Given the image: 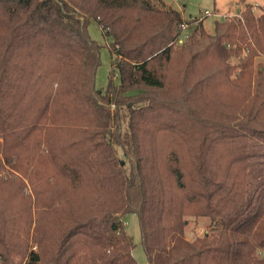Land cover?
<instances>
[{
  "label": "trees",
  "instance_id": "trees-1",
  "mask_svg": "<svg viewBox=\"0 0 264 264\" xmlns=\"http://www.w3.org/2000/svg\"><path fill=\"white\" fill-rule=\"evenodd\" d=\"M252 7L208 32L150 0H0V264H140L129 212L148 264H264V1ZM91 21L112 57L104 87Z\"/></svg>",
  "mask_w": 264,
  "mask_h": 264
},
{
  "label": "rangeland",
  "instance_id": "rangeland-1",
  "mask_svg": "<svg viewBox=\"0 0 264 264\" xmlns=\"http://www.w3.org/2000/svg\"><path fill=\"white\" fill-rule=\"evenodd\" d=\"M264 0H150V3L159 7H173L178 9L184 18L190 16L202 17V27L208 31L213 32L214 22L217 19L226 16L227 18H238L241 16V11L244 8V2L252 4L255 13L259 12L258 6ZM207 13V14H206ZM88 33L92 39L97 43L103 44L99 52V65L95 71V85L96 87H104L107 83L108 75L113 69L111 65V55L106 45L104 36L100 27L91 21L87 26ZM236 61V57L231 58ZM115 81L118 77H114ZM114 109L115 105H111ZM122 133L126 129L127 115L124 109L120 111V120ZM124 225L126 232L131 237L134 244L132 254L140 264H148L147 255L141 243V232L138 222V216L134 212L127 213L124 218ZM208 220L205 218L189 219L185 228L186 238H192L195 234H200L206 229ZM29 248L37 250L36 242L30 240Z\"/></svg>",
  "mask_w": 264,
  "mask_h": 264
},
{
  "label": "built area",
  "instance_id": "built-area-1",
  "mask_svg": "<svg viewBox=\"0 0 264 264\" xmlns=\"http://www.w3.org/2000/svg\"><path fill=\"white\" fill-rule=\"evenodd\" d=\"M207 14V13H206ZM193 16H191L192 18ZM222 18L224 19H228L226 16H222ZM188 35V32H187V25L186 24H183L181 26V33L179 35V37L177 38V43H182L184 41V39L187 37Z\"/></svg>",
  "mask_w": 264,
  "mask_h": 264
},
{
  "label": "crops",
  "instance_id": "crops-1",
  "mask_svg": "<svg viewBox=\"0 0 264 264\" xmlns=\"http://www.w3.org/2000/svg\"><path fill=\"white\" fill-rule=\"evenodd\" d=\"M249 3V2H248Z\"/></svg>",
  "mask_w": 264,
  "mask_h": 264
}]
</instances>
